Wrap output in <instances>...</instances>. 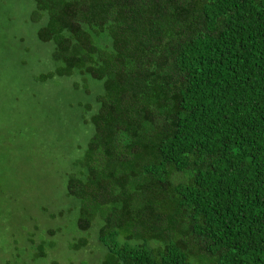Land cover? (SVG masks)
I'll use <instances>...</instances> for the list:
<instances>
[{"label":"trees","instance_id":"trees-1","mask_svg":"<svg viewBox=\"0 0 264 264\" xmlns=\"http://www.w3.org/2000/svg\"><path fill=\"white\" fill-rule=\"evenodd\" d=\"M32 4L50 51L36 80L95 87L65 178L67 252L94 229L101 254L80 264H264V0ZM34 232L3 264H59Z\"/></svg>","mask_w":264,"mask_h":264},{"label":"rangeland","instance_id":"rangeland-1","mask_svg":"<svg viewBox=\"0 0 264 264\" xmlns=\"http://www.w3.org/2000/svg\"><path fill=\"white\" fill-rule=\"evenodd\" d=\"M32 5V0H0V264L15 240L24 249V239L34 231L53 239L47 230L59 226L63 235L54 241L60 247L49 258L59 264L92 263L101 254L94 229L88 231L91 250L67 252L76 210L68 212L74 200L66 196L64 184L72 158L91 135V125L83 119L89 116L85 105L93 102L95 87L82 80L88 91L73 92L65 78L36 80L47 69L50 51L35 37ZM60 209L64 217L48 216Z\"/></svg>","mask_w":264,"mask_h":264}]
</instances>
